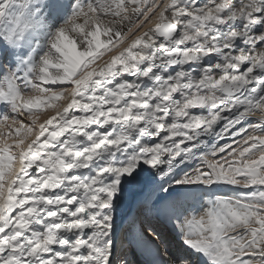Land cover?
I'll return each mask as SVG.
<instances>
[{
  "label": "snow or ice",
  "instance_id": "1",
  "mask_svg": "<svg viewBox=\"0 0 264 264\" xmlns=\"http://www.w3.org/2000/svg\"><path fill=\"white\" fill-rule=\"evenodd\" d=\"M149 213L264 264V0H0V264H191Z\"/></svg>",
  "mask_w": 264,
  "mask_h": 264
},
{
  "label": "rangeland",
  "instance_id": "2",
  "mask_svg": "<svg viewBox=\"0 0 264 264\" xmlns=\"http://www.w3.org/2000/svg\"><path fill=\"white\" fill-rule=\"evenodd\" d=\"M141 212V209L139 207H137L136 209V215L138 213ZM135 215V216H136ZM153 223L156 224V226L161 230L165 242L170 246V248L176 252V254L181 257L184 258V260H190L191 264H203V262L196 256L191 255L187 250L183 249V246L180 244L179 241V236L178 234L174 231V229L172 228V226L167 223L166 220L164 219H157L155 218V215L153 217ZM128 226L127 227H123L119 233L120 235V241H118V247H121V245H123V241H124V236H125V232L127 231ZM128 251V254H132L131 252H133L132 249H127L126 252ZM132 264H144L143 261H135L132 262Z\"/></svg>",
  "mask_w": 264,
  "mask_h": 264
},
{
  "label": "bare ground",
  "instance_id": "3",
  "mask_svg": "<svg viewBox=\"0 0 264 264\" xmlns=\"http://www.w3.org/2000/svg\"><path fill=\"white\" fill-rule=\"evenodd\" d=\"M138 206H136L133 201L129 200V201H126L125 204L123 205L122 207V210H121V213H120V223H121V228L118 230V233H117V237H116V240H117V245H118V241H120V231L123 227H127L129 226V218L130 217H135L136 215V209H137ZM149 215H151L152 217H154V213H149ZM121 249H123V245H121V247H119ZM132 254H128V251H124V255L127 256V258L131 261V264L132 262L135 261H143L145 260V257L144 255L141 254V252L137 249L133 252H131ZM184 260V258H182Z\"/></svg>",
  "mask_w": 264,
  "mask_h": 264
}]
</instances>
